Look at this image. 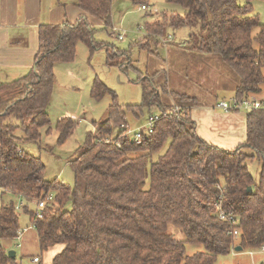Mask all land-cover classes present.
Returning a JSON list of instances; mask_svg holds the SVG:
<instances>
[{"label":"trees","instance_id":"trees-1","mask_svg":"<svg viewBox=\"0 0 264 264\" xmlns=\"http://www.w3.org/2000/svg\"><path fill=\"white\" fill-rule=\"evenodd\" d=\"M112 1L65 0L61 5L69 2L83 15L75 23L40 25L32 67L18 79L0 82V264L14 262L2 243L17 239L18 212L31 222L38 202H46L34 227L40 252L63 246L51 264H214L232 251L235 240L242 249H264V99L262 108L245 112L243 144L225 150L201 139L191 117L194 97L170 88L158 72L133 67L132 45L124 50L95 39L97 29L88 17L112 36ZM131 1L148 9L147 0ZM254 1L264 2L165 0L183 14L162 12L144 24L145 39L134 45L152 53L150 45H159L168 29L186 28L183 50L219 58L238 80L237 102L260 97L264 23L254 14ZM78 43L90 54L105 49L110 67L133 69L141 101L119 105L113 91L93 81L91 99L110 94L112 100L105 121L93 123L96 130L85 134L68 161L69 185L45 180L40 157L24 147L40 150L42 132L50 133L54 67L73 61ZM144 109H156L158 119L137 143L126 136V115L139 118ZM75 126L70 116L56 121L57 146ZM254 159L260 164L257 182L248 169ZM185 244L200 245L204 252L186 256Z\"/></svg>","mask_w":264,"mask_h":264},{"label":"rangeland","instance_id":"rangeland-1","mask_svg":"<svg viewBox=\"0 0 264 264\" xmlns=\"http://www.w3.org/2000/svg\"><path fill=\"white\" fill-rule=\"evenodd\" d=\"M147 6L148 9L142 11L140 5L134 6L131 0H113L111 4V31L114 34L110 36L109 33L102 30V23L98 19L90 17L89 19L92 20L91 23L97 29L94 35L95 39L124 50H127L132 45L129 58L131 59L133 67L141 72L147 71L151 74L158 72L161 79L167 78L170 88H172L171 85L173 87L175 86V83H171L170 81L176 80V78L186 87H192V83L197 84L196 80L198 81L199 79L189 77L188 73L193 70H190L187 61L184 59V61H180L181 58L176 55L177 51L179 54L185 52L182 48L183 44L181 43L187 40L186 37L189 31L186 28H181L177 31L168 29L166 37L159 40V45H150L152 53L135 47L134 43L145 37L143 29L145 23L154 22L165 11L168 15L170 13L183 14V10L180 7L167 4L165 0H147ZM252 8L254 14L258 15L259 21L264 23V2L254 1ZM117 30L120 31V34H124L123 39H116V34L118 35ZM256 31H253V35H255ZM193 67L195 66L193 65ZM54 76L55 83L53 85L48 111L51 131L49 134H45L44 131L42 132L40 144L42 147L40 150L36 145H27L24 149L40 157L45 165V180L51 181L58 178L64 183L72 185L73 174L68 166V161L75 156L77 148L82 145L85 134L96 130L93 123L95 122L99 126L105 121L106 112L112 100L110 94H106L97 102L91 99L90 89L93 81L99 80L105 84L116 95V102L122 106L139 104L141 101V87L135 82L137 73L133 69L128 68L123 71L119 67L108 66L106 64L105 49L102 48L90 54L89 49L82 43L77 44L73 61L55 65ZM205 83L209 84V81L206 80ZM176 84H179L177 80ZM231 94L232 92L229 90L225 92L217 91L218 98L228 97ZM257 98L258 100L260 98L264 99V86L262 94ZM207 99L205 97L204 100ZM213 100L215 102L216 98ZM218 112H222V110L215 107L214 113L217 114ZM243 113L245 114V112L241 111L237 117L242 123L240 124L237 119V127H228L229 130L227 132H224V129L222 130L221 123L215 125V127L220 126L218 127L220 130L214 129V125L207 120L206 116L199 118V113H194L193 115L198 117V131L202 137L201 139L216 147L231 150L243 144L245 141ZM156 114V109H144L142 116L139 118L134 117L131 113H127L126 119L128 125L126 130L131 131V134L126 136L128 138H135V134L137 133H146L151 118ZM63 116H70L74 119L76 126L67 141L62 146H57V133L54 131V125ZM219 132L224 135L221 137ZM248 166L254 182H257L260 172L259 162L254 159ZM18 214L20 229L23 233L19 239L4 241L2 245L7 251H14L16 253L14 262L10 264H36L31 258L33 255L39 253L37 245L35 244V229L31 227V222L25 214L21 211ZM170 232L174 233L177 238H181V234L178 231L170 229ZM234 235L236 236L237 233ZM236 247H239L237 240L233 242L232 251L227 255L219 256L214 264H264L263 248H246L241 251H235ZM62 248L63 246L56 245L48 249L47 255H44L47 258H51L58 250H62ZM198 252H204V248L200 245L185 244L186 256H192Z\"/></svg>","mask_w":264,"mask_h":264},{"label":"crops","instance_id":"crops-1","mask_svg":"<svg viewBox=\"0 0 264 264\" xmlns=\"http://www.w3.org/2000/svg\"><path fill=\"white\" fill-rule=\"evenodd\" d=\"M64 2L65 0H0V82L18 79L32 67L38 50V28L40 25L75 23L83 15L79 8L69 2L61 5ZM89 21L92 22L90 19ZM176 55L182 59L180 61H187L190 70H193L190 72L191 74L188 73L189 77L199 79L196 80L197 84L192 83V87H186L178 78L176 80L179 84H176V80L170 81L175 83L174 87L170 84L175 91L197 100V106L192 109L191 114L196 123L197 135L202 138L198 131V117L193 115L194 113H199V118L206 116L207 120L214 125V129L220 130L218 127L222 126V130L227 132L233 126L236 128L237 117L241 112L214 113L217 102L233 97L235 86L238 83L235 75L215 56H204L192 52L179 54L178 51ZM191 67L193 68L191 69ZM206 80L209 81V84L205 83ZM227 90L232 94L228 97H217V91L225 92ZM205 97L208 99L204 100ZM214 98H216L215 102ZM253 98L258 99L257 97ZM242 116L245 123V114L243 113ZM238 120L241 124V120ZM217 123H221V125L215 127ZM219 134L221 137L224 135L220 132ZM34 236L35 244L39 250L36 234ZM47 252L41 253L39 250V253L31 258H39V264H51L52 258L57 252L51 258L45 256Z\"/></svg>","mask_w":264,"mask_h":264},{"label":"built area","instance_id":"built-area-1","mask_svg":"<svg viewBox=\"0 0 264 264\" xmlns=\"http://www.w3.org/2000/svg\"><path fill=\"white\" fill-rule=\"evenodd\" d=\"M140 9L142 11L146 10V8L144 6H140ZM117 31H118V35L116 34V38L118 40L123 39L124 38V34H122V33L120 34L119 30H117ZM262 107H263V103L261 102V100H257V99H254V98H251V99H248V100H244L242 102H237L235 100V98L232 97V98H229L227 100H222V101H220V102H218L216 104V108L222 110L223 112H228V113L232 112V111L248 112V111H251V110H254V109H259V108H262ZM157 119H158V117L156 115L151 118V120H150V122L148 124V129H147L146 133L152 128L154 121H156ZM130 134H131V131L126 130V135H130ZM143 134H145V133L140 132V133L135 134V138H133L134 141H136L137 143H140V138H141V136ZM48 199L50 200L51 196H49ZM45 203L46 202H38L36 204V208H35V211H34V217H33V220L31 221V227L33 229L35 227V221L41 219L42 216H43L42 215V210L45 208ZM22 233H23V231L20 230L17 239L20 238ZM234 234H236V232H234ZM32 261L34 263H36V264L40 263V260L37 257L33 258Z\"/></svg>","mask_w":264,"mask_h":264},{"label":"water","instance_id":"water-1","mask_svg":"<svg viewBox=\"0 0 264 264\" xmlns=\"http://www.w3.org/2000/svg\"><path fill=\"white\" fill-rule=\"evenodd\" d=\"M251 189L250 188H248V191H250ZM242 250V248L241 247H236L235 248V251H241ZM8 257L9 258H13V257H15V252L14 251H9L8 252Z\"/></svg>","mask_w":264,"mask_h":264}]
</instances>
